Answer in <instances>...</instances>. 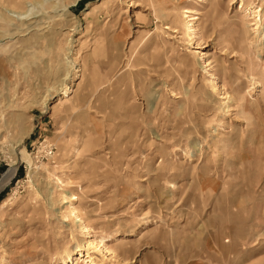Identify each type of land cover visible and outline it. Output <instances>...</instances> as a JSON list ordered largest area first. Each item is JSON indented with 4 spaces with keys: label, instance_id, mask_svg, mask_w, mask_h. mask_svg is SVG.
I'll return each mask as SVG.
<instances>
[{
    "label": "rangeland",
    "instance_id": "374dc122",
    "mask_svg": "<svg viewBox=\"0 0 264 264\" xmlns=\"http://www.w3.org/2000/svg\"><path fill=\"white\" fill-rule=\"evenodd\" d=\"M1 183L0 264H264V0H0Z\"/></svg>",
    "mask_w": 264,
    "mask_h": 264
},
{
    "label": "bare ground",
    "instance_id": "6f19581e",
    "mask_svg": "<svg viewBox=\"0 0 264 264\" xmlns=\"http://www.w3.org/2000/svg\"><path fill=\"white\" fill-rule=\"evenodd\" d=\"M185 13H189L188 11H185L184 12V14ZM70 91H69V89H65L64 90V92L62 93V97L63 98H65V99H68V93H69ZM71 93V92H70ZM62 98V99H63ZM12 175H13V170L11 171H9V173H8V175H7V177L8 178H6L7 180L6 181H8L11 177H12ZM5 181V180H4ZM3 181V183H5ZM2 184V183H1ZM6 184V183H5ZM2 186H3V184L0 186V189L2 188ZM74 199V198H73ZM72 212V211H71ZM77 215V214H76ZM75 215V216H76ZM79 217V216H78ZM77 218V217H76ZM80 219V218H79ZM77 220V222H79V221H81V220ZM115 246H116V244H114ZM87 249H96L95 251H98L99 253H100V255L103 257V258H105L107 255H106V253H108L109 254V252H112V253H114V249H112L111 247H107L106 245H101V246H99L98 247V245H94V244H92V243H87ZM93 251V250H92ZM111 253V254H112ZM91 257V256H90ZM85 258V257H84ZM86 258H89V256H87ZM94 258V257H93ZM90 259V258H89ZM93 259H90V263L89 264H96L95 262L93 263Z\"/></svg>",
    "mask_w": 264,
    "mask_h": 264
}]
</instances>
